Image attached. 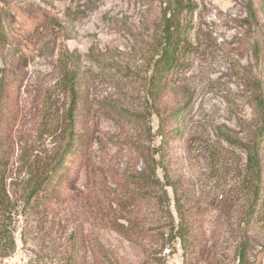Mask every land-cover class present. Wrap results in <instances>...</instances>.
Returning a JSON list of instances; mask_svg holds the SVG:
<instances>
[{
	"label": "rangeland",
	"instance_id": "374dc122",
	"mask_svg": "<svg viewBox=\"0 0 264 264\" xmlns=\"http://www.w3.org/2000/svg\"><path fill=\"white\" fill-rule=\"evenodd\" d=\"M172 1L0 0V145L11 200L59 157L65 70L76 71L77 130L90 138L88 156L72 165L73 188L59 192L58 174L50 197L14 218L16 251L0 264H264V172L248 226L243 182L244 146L264 109V0H186L194 12L183 24L193 28L195 49L181 59L162 106L180 113L164 161L173 188L162 212L143 207L152 234L129 242L111 229L110 219L126 216L117 205L129 187L123 178L145 167V151L159 141L155 115L150 134L147 121L125 115L154 109L147 86ZM261 155L264 171V143ZM177 209L192 227V261L179 240L154 246L155 233L167 237L180 222Z\"/></svg>",
	"mask_w": 264,
	"mask_h": 264
},
{
	"label": "trees",
	"instance_id": "16d2710c",
	"mask_svg": "<svg viewBox=\"0 0 264 264\" xmlns=\"http://www.w3.org/2000/svg\"><path fill=\"white\" fill-rule=\"evenodd\" d=\"M170 6L171 15L169 18L164 17L163 19L157 58L154 60L152 75L147 86L150 97L153 100L154 109L149 112V115L135 112H127L125 115L128 119H134L143 124L147 121L148 127L146 131L149 134L151 133V117L155 115L159 122L155 133L159 141L152 151H145L148 154L145 167L137 171L133 176H122L125 183L129 185L128 190L117 201V205L121 206L126 213L125 217L120 218L123 222L120 223L118 219H110L111 229L129 242L137 240L140 234H152V230L147 228L145 223L147 217L143 214V207L148 205L152 210L162 212L165 209L163 199H168L166 190L167 188H173V183L169 180V171L164 161L168 158L171 145L180 132L173 127L174 122L180 117V113L178 111L166 114L162 106L164 99L171 92L173 74L180 67L181 59L186 54L192 53L195 48L191 40L193 28L183 24L184 18L193 14L194 6L187 3L186 0H174L170 3ZM76 79V71L71 69L65 70L59 81L61 89L69 95V106L61 129L62 146L59 148V157L52 161L42 172L35 170L28 181L30 192L27 191L26 195L15 201L11 200L5 185L6 177L4 174L7 163L4 159V147L0 145V259L10 257L16 251V240L11 229L14 218L26 214V210L30 208L33 200L38 202L43 198L50 197V195H46L45 191L51 188V184L58 174L59 176L55 181L57 182L59 179V192L62 189H72L78 181L79 175H73L72 165L77 164L76 162L80 158L82 162L88 156L87 150L90 138L87 133H81L77 130L75 119L78 100ZM3 90V88H0V92ZM261 110H263L261 113V124L249 145L244 146L247 160L243 182L245 183L244 188H246L250 197L244 213L246 226L250 224L257 213L262 191L264 171L261 150L264 143V109ZM134 145H137V143H134ZM212 155L214 157L218 156L214 153ZM155 156L158 157L157 161L154 158ZM159 171L165 175L163 179ZM164 178L167 181L164 182ZM160 189L164 192V198L159 195L158 190ZM225 205L227 204L225 203ZM177 212L180 216L178 225L170 227L171 232L167 237H165V233H155L154 237L152 236L153 240H155L154 246H158L163 251L171 244L172 240H179L186 256L192 261L195 253L192 237L189 238L192 227L188 225L187 218L184 217L181 210L177 209ZM174 231L175 234L173 233ZM247 235L248 231L244 229L243 235H241L243 236V242L238 249V255L242 263L247 260ZM144 251L148 253V250L144 249Z\"/></svg>",
	"mask_w": 264,
	"mask_h": 264
}]
</instances>
